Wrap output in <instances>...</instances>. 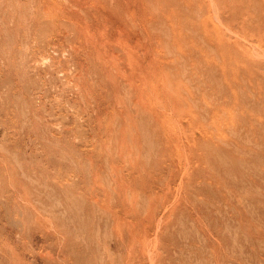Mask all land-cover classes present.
<instances>
[{"label": "rangeland", "instance_id": "374dc122", "mask_svg": "<svg viewBox=\"0 0 264 264\" xmlns=\"http://www.w3.org/2000/svg\"><path fill=\"white\" fill-rule=\"evenodd\" d=\"M0 264H264V0H0Z\"/></svg>", "mask_w": 264, "mask_h": 264}, {"label": "bare ground", "instance_id": "6f19581e", "mask_svg": "<svg viewBox=\"0 0 264 264\" xmlns=\"http://www.w3.org/2000/svg\"><path fill=\"white\" fill-rule=\"evenodd\" d=\"M7 133V132H6ZM8 150V149H7ZM20 184V183H19ZM17 187H19V186H17Z\"/></svg>", "mask_w": 264, "mask_h": 264}]
</instances>
